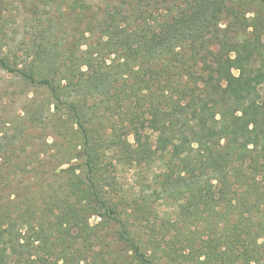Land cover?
Masks as SVG:
<instances>
[{
	"label": "trees",
	"instance_id": "1",
	"mask_svg": "<svg viewBox=\"0 0 264 264\" xmlns=\"http://www.w3.org/2000/svg\"><path fill=\"white\" fill-rule=\"evenodd\" d=\"M245 4L0 0V71L46 96L0 115V264H264V23Z\"/></svg>",
	"mask_w": 264,
	"mask_h": 264
},
{
	"label": "rangeland",
	"instance_id": "2",
	"mask_svg": "<svg viewBox=\"0 0 264 264\" xmlns=\"http://www.w3.org/2000/svg\"><path fill=\"white\" fill-rule=\"evenodd\" d=\"M245 2V15L247 19L252 20L250 21L251 24L260 22L264 23V2H261L260 0H245ZM6 8H9V6L6 5ZM26 8V5H19L18 19H24L27 17ZM3 13L5 15L7 14L6 12ZM232 73L237 75V70L234 67L232 68ZM261 93L264 98V85L262 86ZM45 99L46 96L39 90L29 86H22L19 84V82L14 81L9 75L0 71V115L3 114L9 119L12 117L16 119V116L19 115L23 107L27 108V106L32 102L35 104V102H43ZM24 130L25 134L31 138L32 143H35L34 147L37 150H51V148L47 145L51 144L53 138L51 137L52 134L50 131H48V129L38 125H26L24 126ZM131 174L132 173H128L126 176L121 178V184H123V187L126 189V191L130 190L131 192V190H133L134 192H140V189H145V187L149 185L151 181L150 175L146 172L142 171V174L138 177L131 176ZM91 223H94V219L91 220ZM105 246L109 248L111 255H114V257L117 252L121 253L122 251L123 253V250L118 246L115 248L108 245ZM92 251L96 254L99 251H101L102 254L104 253L99 244H97ZM112 262L113 260L111 257L109 258L107 264H112Z\"/></svg>",
	"mask_w": 264,
	"mask_h": 264
}]
</instances>
